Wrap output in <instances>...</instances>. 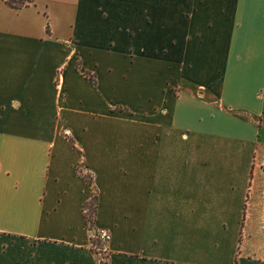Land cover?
<instances>
[{"label":"crops","instance_id":"1","mask_svg":"<svg viewBox=\"0 0 264 264\" xmlns=\"http://www.w3.org/2000/svg\"><path fill=\"white\" fill-rule=\"evenodd\" d=\"M0 264H264V0H0Z\"/></svg>","mask_w":264,"mask_h":264},{"label":"rangeland","instance_id":"2","mask_svg":"<svg viewBox=\"0 0 264 264\" xmlns=\"http://www.w3.org/2000/svg\"><path fill=\"white\" fill-rule=\"evenodd\" d=\"M59 133L64 137L70 136L68 131L65 130V132H64V129L59 130ZM231 147L233 149L232 150L233 152L238 151V152H241V154H250L249 153V147H250L249 145L232 144V146L231 145L225 146V149H223V146H218L217 149L220 151H223V150L231 151ZM83 165H84V162L80 161L76 167V172L79 173L80 175H82L86 181H90L91 173H90L89 169L85 165L84 166ZM93 209H94V197L91 199V201H89V203L86 204V206H85L86 212H84V216H85V222H86L87 236L91 241L90 245H91V247H93V249L97 250V249L102 247L103 242L97 238H93L90 235H88L89 230L93 229Z\"/></svg>","mask_w":264,"mask_h":264},{"label":"built area","instance_id":"3","mask_svg":"<svg viewBox=\"0 0 264 264\" xmlns=\"http://www.w3.org/2000/svg\"><path fill=\"white\" fill-rule=\"evenodd\" d=\"M84 212H86V210L84 209ZM91 237L93 238H97L99 240H101L102 242L108 241L111 238V235L109 233V231L105 228H94L90 229L88 232Z\"/></svg>","mask_w":264,"mask_h":264}]
</instances>
